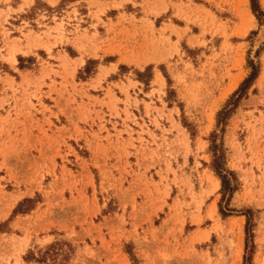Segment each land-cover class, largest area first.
I'll list each match as a JSON object with an SVG mask.
<instances>
[{
	"label": "rangeland",
	"instance_id": "rangeland-1",
	"mask_svg": "<svg viewBox=\"0 0 264 264\" xmlns=\"http://www.w3.org/2000/svg\"><path fill=\"white\" fill-rule=\"evenodd\" d=\"M67 1L0 50V264H242L246 209L264 264V17L250 0L83 2L75 32L86 5L117 38L70 48ZM249 61L258 76L217 127ZM213 132L237 182L224 218Z\"/></svg>",
	"mask_w": 264,
	"mask_h": 264
},
{
	"label": "crops",
	"instance_id": "crops-1",
	"mask_svg": "<svg viewBox=\"0 0 264 264\" xmlns=\"http://www.w3.org/2000/svg\"><path fill=\"white\" fill-rule=\"evenodd\" d=\"M61 1L62 0H0V50L4 51L3 48L6 43L12 45L15 44V46L19 48H25L27 41L23 37V35H26L27 32L30 31V29L24 26V24L30 28H33L31 23L34 22L40 25V14L44 12L45 7L53 9L59 3H61ZM94 1H97V3H109L111 5V2L109 0H68L67 2L69 5H67L66 9L62 12L68 14L69 16L67 17L65 15H61V18H57L64 21V28L66 33L68 34L67 39L69 40L70 48H106V45H108L109 48L112 47L113 44H111L110 42L111 38L115 37L116 32L119 30V27L117 26L116 28H114L113 33L107 32V29H105V32H99L98 29H95V32L98 35V39H94L93 41H91L93 43L92 45L87 42V37H90L95 33L92 29L94 21L89 17L90 13L92 15L95 12V7L89 9L88 6L84 5L82 6V8H84V11L80 12L79 9L75 6V9L78 10V15L80 16V18L84 19L83 22H85V25L79 24L78 26H80V30L77 33L75 32L77 22L74 21V19L76 18L73 17L72 14V5H76L77 3L81 4L83 2L94 3ZM37 3L42 6L43 9H35ZM33 9H35L34 14L27 17V15L31 13L30 11ZM170 9L171 7L167 5L166 10L169 11ZM112 11L113 9L108 8V10L104 11V14H102L101 18L104 17L106 20L110 19L111 22L115 24V22L119 20L121 13H113L112 17L108 16V12ZM124 14L129 17L126 13ZM161 15L162 14L153 18L150 17L149 19L155 29L161 28V26H156V24L154 23L158 18L161 17ZM137 16L139 19L141 18L140 15ZM221 20H230V18L221 17ZM252 21L254 24L255 21ZM170 23L173 25L171 20L169 22H163V24L165 25H169ZM105 24H108V22H106ZM121 25H123V23H121ZM84 30L86 32H82ZM39 32H44V30L41 29V31ZM6 33L8 34L7 37ZM15 40H20V43L14 42ZM54 48L59 47L56 46Z\"/></svg>",
	"mask_w": 264,
	"mask_h": 264
},
{
	"label": "trees",
	"instance_id": "trees-1",
	"mask_svg": "<svg viewBox=\"0 0 264 264\" xmlns=\"http://www.w3.org/2000/svg\"><path fill=\"white\" fill-rule=\"evenodd\" d=\"M250 8L257 21L261 22V17H264V12L261 10L258 0H250ZM249 67H250V72L248 76L240 83L238 88L229 97L224 107L217 112L216 114L217 127L224 126L226 120L234 112L240 100L246 96L249 88L256 80L259 73L258 67L254 66L251 61H249ZM221 132H223V129L221 130ZM216 140H217V134L214 132L211 133L210 146H209V151L212 153L211 169L215 173L216 177L220 180L221 202L219 204V214L221 215V217L224 218L230 216L234 210L232 209L225 210V208L222 207V202L230 201L234 191L237 189L236 186L237 182H236L235 174L232 171H229L225 168V163H224L225 156H224L223 146L221 142L217 143ZM23 202L31 203V200L25 199ZM20 205H22V203L21 204L19 203L16 208L18 209ZM17 209L13 211V214H15L16 212L22 213ZM242 215H244L246 218L245 228H244L245 245H244V256H243L242 264H252L255 246L253 244L252 228L254 225L251 220V210L250 209L244 210ZM47 256L48 255L45 254V257L42 256L40 258H35L34 256L30 255L27 257V260L35 261L38 263H45Z\"/></svg>",
	"mask_w": 264,
	"mask_h": 264
},
{
	"label": "bare ground",
	"instance_id": "bare-ground-1",
	"mask_svg": "<svg viewBox=\"0 0 264 264\" xmlns=\"http://www.w3.org/2000/svg\"><path fill=\"white\" fill-rule=\"evenodd\" d=\"M263 6H264V3H263ZM264 31V30H263ZM260 35V34H259ZM261 38V37H260ZM263 39V38H262ZM261 40V39H260Z\"/></svg>",
	"mask_w": 264,
	"mask_h": 264
}]
</instances>
